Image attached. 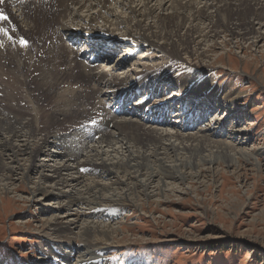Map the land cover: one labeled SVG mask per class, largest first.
Segmentation results:
<instances>
[{
	"label": "rangeland",
	"instance_id": "374dc122",
	"mask_svg": "<svg viewBox=\"0 0 264 264\" xmlns=\"http://www.w3.org/2000/svg\"><path fill=\"white\" fill-rule=\"evenodd\" d=\"M206 5L210 6L211 1L206 3ZM213 9L214 11L217 10L216 8ZM119 13H121V11H119ZM158 13L159 17L157 20L160 21L154 23L156 24L154 28L162 30V16L168 13L162 10V8L159 9ZM122 16L126 17V15ZM249 17L250 16H246V18ZM13 21L16 23L15 27L20 29L21 35L24 36L25 34L22 32L24 26L21 27L20 23L14 18ZM205 21V18H198L197 21H195L194 18H190V20L183 25V34L187 27H204L207 24ZM249 22L252 24L254 23L256 26L255 28L259 29V26L256 25L259 22H254V18L250 19ZM203 23L204 25H202ZM234 24H237V22ZM3 26L6 27V24ZM220 31H223L222 28ZM228 32L229 31L226 30L225 33H221V37H218L219 39L217 38L216 40H213V38L211 39V36L207 34L208 37L206 40L209 36V40L211 39L209 43L203 42V37H198L199 39H196L194 35V38L190 36L192 48L188 50L190 52L192 51L191 56L181 53L182 56L180 55L179 58L178 54L173 52L167 53L163 50L150 53V51L147 52L148 49L145 47L142 48L140 51L141 53H137L133 44L123 47L117 46L116 49L113 50V52H116L113 56L101 52L96 46H91V53H96L98 58H106L108 62L115 61L109 63V68H116L117 63H123L124 68H126L127 71L130 70V75H133L131 77H133L134 80L142 77V75H147L150 71V73L155 76L158 71L166 70L167 65H169L175 70H170L171 74H176L177 77L180 78L185 76L191 77L193 81L188 83V85H190L189 88L191 89L192 86L197 85L198 92L207 93L210 95L209 97L212 96L210 92H214L215 89H217L218 92H222L223 95H232L237 92L241 95L240 98L236 99L228 108H224L220 104L217 106L216 104H205L206 100H202L205 103L203 102L195 106L192 105L193 102H195V104L197 103V101H194L195 99L189 101V109L181 105L178 110L168 106L166 108L170 111L172 110L174 112L173 115L175 113H179L184 117L189 115L188 117L190 120L198 118L197 121L199 123L203 122L201 120L199 121L200 114L207 115L206 118L203 119L204 123H201L202 127L199 129L195 128L197 129L196 132L191 130L186 132L184 127L182 129L184 131L182 133L184 137L190 136L191 134V136L197 135L196 137L203 140L209 139L211 142H217L216 144L227 146L232 151L235 149L250 151L249 154H252L251 158L253 160H251V162L246 160H244V162L241 160L238 161L239 165L244 168L241 171L235 167H229L228 165L222 166L220 162L214 166L215 171L213 169L212 171L209 170V166L205 165L203 168L200 167V170H206L202 178L191 180V182L188 181L187 184L180 183V180L177 178H174L173 181L164 178L167 183H172L169 189L172 190V192H166L168 196H165V192L163 196H157L158 184H152L147 188V192L151 194V197H149L148 194L145 195V198H142L143 201L137 203L139 206L135 204L138 198H136L135 201L130 200L129 190L136 188V193H138V191L145 188V186L142 184H140V186L135 184L138 180H136L133 175L130 176L128 171H122L119 173L120 175H117V178L115 174L110 175L105 172L99 181L96 179L89 181H87L88 179L83 180V175H89L91 171L85 173L84 171L86 170L84 168L72 169V167H74L72 166L73 163L67 162L69 158L62 159L60 157L59 153L62 150H58L57 143L52 139H48L47 142L45 141L47 133H34V127L43 128L40 124V119L44 111L52 113L60 109L61 111L68 112L71 111L72 108H74V110H76V108L81 109L82 107L87 109L89 104L78 105V101H73L76 102V105L72 104L74 95L70 93L75 89L73 85L71 86L70 84L66 89L58 90L53 100L44 96L40 90V85L44 88L43 84L46 80L43 79V76L38 78L40 72L36 71L37 66H31L23 51L19 53V51L14 50L15 55H12L14 57V62L10 59L8 61H10L9 65H15L16 69L13 71L9 66L4 65L7 63L3 62V65H0V80L2 81H0V85L6 82L12 83L13 86V83L17 82L20 93L18 95L20 97H18L20 106L30 113L28 116L23 117L24 119L22 118L21 121L22 123L31 121V126L33 128H18L17 134H14L9 133L8 130H5V127L2 128L0 125V149L4 145V139L8 138L14 141L17 138L16 141L19 143L27 139L31 142L32 147H38L42 149L43 152L42 156H35L32 160L33 162L30 164L26 161L27 157L24 155V157H20L21 161H18V163L11 162L8 158H6L7 161L5 160L3 163H9L11 168L17 166V168H14H16L18 172L11 174L9 179L6 178L4 180L5 191H0V264H264V51L262 50L263 48H261L263 47L264 40L259 41L258 47L255 45L253 47L251 46V42L249 43L248 40H245L246 36L233 38L227 36ZM116 33L122 36L127 34L126 30L116 31ZM25 36L31 37V34ZM203 36H205V33H203ZM16 39V36L11 37L9 43L13 44ZM70 40V36L64 38L65 42H70ZM227 40H229L230 43H226ZM158 42H163L162 46H164V41ZM88 43L87 41L86 45ZM49 44L50 42L47 43V45ZM198 44L203 45L202 50L199 51V54L195 55L196 51L198 52V49L201 47L197 46ZM193 48L196 51H194ZM21 49L25 50V52L28 50V48ZM204 51L209 52L210 56V58L208 56L206 62L201 58L202 56L199 57L200 53ZM36 53V49H32L31 54L29 51L31 56H36ZM83 54L84 53L81 51L77 52L78 59L76 62L85 65ZM146 56L147 58L150 57L149 60L144 59ZM142 58L144 61L142 60L141 65H147L144 66L146 71H144V67H139L140 71H138L137 60ZM69 61H72V70L74 72L77 70L74 64L75 59L71 58ZM61 70L64 71V68H61ZM177 70H182L183 72ZM2 73L3 75H1ZM27 74L31 75L29 76ZM116 74L122 76V72ZM37 78L38 82L36 80L34 81V79ZM151 79L157 84V78L151 77ZM103 80H106V78L104 77ZM210 83L214 84L211 85ZM3 85L5 84L3 83ZM6 86L9 87L8 85ZM93 87H86L83 93L85 98L90 99L91 96L86 93H89L87 91L88 88ZM160 87V90L163 92L158 97L160 101L168 102L172 98L171 102H174L182 95L181 89L175 84L174 80H172L171 83L166 82V84ZM226 89L228 90L224 92ZM6 91L8 90L4 91L3 88L0 92V107H8L10 110L4 114L14 119L17 103H10L12 98L11 96H9L10 98L8 96L6 97ZM77 91H84V88H78L75 92ZM145 92L146 90L143 89L140 94L141 97L135 94L137 96L134 100L143 102L145 98L143 94ZM15 93H18V91ZM86 95H88V97H86ZM65 97H67V99ZM219 97H222L221 94H219ZM93 100L94 97H92L90 102ZM85 102L86 100L81 103L79 102V104H84ZM102 103L104 104L103 107L105 105H115V102L104 101ZM176 103H178V101ZM58 105L60 108L57 109ZM173 105L177 106L175 102L172 106ZM196 108L200 111L194 113L196 112L194 110ZM190 110L191 112H189ZM64 113L60 115L62 116L61 120L66 123L67 119ZM234 114L237 115V118H235L236 116ZM173 115L171 114L169 117ZM149 117L150 119L152 118L151 113H149ZM3 118L5 117L2 116L0 122H2ZM36 118L39 119L38 123L35 121ZM233 118H235V122L232 120ZM158 120L159 122L162 121L161 119ZM158 120L154 119L155 122H158ZM8 122L11 121L8 120ZM84 125L87 124H83L82 127ZM142 125L146 126L148 124L142 123ZM149 126H151V124H149ZM67 128H69V126H67ZM65 129L66 128H64V132L67 134V146L78 154L76 162H80L84 159L81 148V144L84 142L81 140L82 136L77 134L79 131L83 130H79V128L75 129L73 133H69L65 131ZM159 129L168 130L170 133H175L176 131L173 130V128ZM190 129H193V127ZM111 130H113V127H111ZM102 138L104 137L101 135L100 139L102 140ZM83 139L91 145H93L94 142H99V139L93 138L91 134H88V136H85ZM17 144L15 143V145ZM24 144L25 142L20 145ZM95 149H98V145H96ZM119 151H121V149H119ZM114 154L111 155L116 158L120 156H114ZM42 158H47L46 162L42 161ZM35 164H37V166L47 167L45 170H39L37 167L39 171H34L31 167L35 166ZM63 165L65 166L61 167V169H64L62 172L66 173L64 178L66 177L70 180L69 184L67 182V185L64 186L68 187L65 189L63 187L59 188L60 192L54 190L56 193L52 195V198L43 200L40 198V195L34 194V187L43 182L41 181V175L43 173L45 175H51L52 172H50V167L60 168V166ZM221 166L224 170L226 169L225 172H221ZM24 168H29L30 173L27 178L23 180ZM132 177L134 181L131 180ZM119 179L123 181H121V185H116V187L112 185L118 182ZM90 181L106 184L104 186H96L101 190V195L104 187L107 186L108 189L105 191V195H107L108 198L113 197V193L118 195L124 194L128 198L125 200L135 206L125 205L121 202L118 204L117 208H110L111 206L105 205L109 207L96 210L95 214L104 216L103 220L99 221L98 224L101 226L112 225L119 231L116 238L119 242L121 240V245L114 242L115 249L103 251L102 249L105 248L103 245L96 242H89L87 238L91 239L92 235L90 236L87 234L88 236H86L83 233V229L80 228L88 224L85 216L82 215L83 212L74 216L71 209L70 212L58 209L65 204L68 206L81 204L90 207L88 201L92 198L90 197V199L87 200V197H89L88 194H94H90L91 191H94V186L89 188V190L85 188V184ZM138 186L139 188H137ZM111 187L114 188L110 190ZM0 188L4 189L2 186H0ZM46 188L50 191L53 190V188L49 186ZM65 190L68 191V193H66ZM114 190L115 192H113ZM122 190H128V193L123 192L121 194L119 191ZM61 192H63V196L67 200L76 201L74 203L62 201V197H59ZM76 198L81 199L78 200ZM51 200L53 204L57 202L59 205L56 203L52 205L53 208L50 206L47 207ZM109 200H111V198H109ZM80 215L82 216L79 218ZM53 219H58V223L52 225L55 228L50 229L49 227L45 228V226H43L44 222L48 220H52L54 223L55 220ZM68 219L74 221L71 222ZM65 221L68 223H65ZM93 224L96 223L93 222ZM83 237L89 242L90 247L87 246V242H85L86 240L83 239ZM92 240L94 241L93 238ZM81 242H85V244ZM98 257L103 258L98 259ZM83 260H88V262H81Z\"/></svg>",
	"mask_w": 264,
	"mask_h": 264
},
{
	"label": "bare ground",
	"instance_id": "6f19581e",
	"mask_svg": "<svg viewBox=\"0 0 264 264\" xmlns=\"http://www.w3.org/2000/svg\"><path fill=\"white\" fill-rule=\"evenodd\" d=\"M210 1L211 5L207 6L206 3H209ZM0 7L4 8V14L11 15L12 18L20 23L21 27L24 26L22 28L23 34H31V37L27 36L30 39L31 44L27 47L28 50L25 52V50H22L19 46L13 47L8 44L5 33L0 31V65H3V62L7 63L4 65L9 66L14 71L16 66H10V61L8 60L10 59L14 62V57L12 55H15V51H19V53L23 51L24 55L26 54L28 62H30L31 66H37L36 71L40 72L38 78L43 76V79L46 80L43 84L44 88L40 85V90L44 96L53 100L54 95L58 90H64L70 84L71 86L73 85L75 90L78 88H84V91L75 92L74 90L70 93L71 95H74V97L72 96L74 98L72 100V104L76 105V102L73 101H78V105L89 104L87 109L82 107L81 109L76 108V110H74V108H72L71 111L68 112L58 109L60 108L58 105V113L57 111L52 113L49 111L43 112L40 119V124L43 127L42 129L38 127L33 128L30 120L28 123H22L21 121L23 117L28 116L30 113L28 110H24L25 108L22 109L20 106V101L18 100V95L20 93L17 82H14L13 86L12 83L3 82L5 85L1 83V90L3 88L4 91L8 90L6 91V97L11 96L12 100L10 103H17V108L15 109L16 115L14 119H11L4 114L10 109L4 106L0 107V119L2 116L5 117L2 122H0V125L2 128L5 127V130H8L9 133L14 134H17L18 128H33L34 133L37 132V134L47 133L45 141L47 142L48 139H52L57 143L58 150H62L59 153L60 157L62 159L69 158L67 162L73 163L72 166L74 167H72V169L84 168L86 170L84 171L85 173H89V171H91L89 175H83V180L88 179L87 181H89L96 179L99 181L105 172L110 175L115 174L117 178V175H120L119 173L122 171H128L130 176L133 175V177L138 180L135 184L139 186L142 184L145 186V188H142L138 191V193H136V188H132V191L129 190L130 200L135 201V199L138 198L137 202H135V204H137L140 203V201H143L142 198H145V195L148 194V196L151 197V194L147 192V188L155 183L158 184L156 195L163 196V193L165 192V196H168L166 192H172V190H169L171 187L170 184L172 183H167L164 178H168L172 181L174 178H177L180 180V183L187 184L188 181L191 182V180L202 178V176L206 173V170H200V167L203 168L205 165L209 166V170L212 171L213 169L215 171L214 166L220 162L222 166L228 165L229 167H235L241 171L244 168L239 165L238 161L241 160L244 162V160H246L251 162V160H253L251 158L252 154H249L250 151L248 152L236 149L232 151L227 146L216 144L217 142H211L209 139L203 140L196 137L197 135L191 136V134L190 136L184 137L182 134L184 132L182 130L184 127L186 132L189 130L196 132L197 129L195 128L199 129L202 127L201 123H204L203 119H205L207 115L205 116V114H200L199 121L201 120L203 122L199 123L197 121L198 118L190 120L188 117L189 115L186 116L187 118L181 116L179 113H175L173 115L174 112L166 108L168 106L178 110L181 105L189 109V101L194 99L197 103L195 104V102H193L192 105L195 106L203 103L204 101L202 100H206V103L204 102L205 104H216V106L220 104L224 108H228L231 106L230 104H233L236 99L240 98L241 95L239 92L232 95H223L222 92H218L217 89H215L214 92H210L212 96L209 97L210 95L207 93L198 92L197 85L192 86L191 89L189 88L190 85H188V83L193 81L191 77L185 76L180 78L177 77L176 74H171L170 70L174 69H172L169 65H167L166 70L158 71L155 76H153L150 71L147 75H142V77L134 80V78L131 77L133 75H130V70L127 71L126 68H124L123 63H117L116 68H109V63H113L115 61L113 60L108 62L106 58H98L96 53H91V46H96L98 50H101V52H105L106 54L113 56V54L116 53L113 52V50H115L117 46L123 47L133 44L137 53L145 47L148 49L147 52L150 51V53H155V51L160 52L163 50L167 53H176L179 58L181 53L191 56L192 51L190 52L188 50L189 48H192L190 36L193 37L194 35L196 39L198 37H203V42L209 43L212 38L213 40H216L218 37L220 38V34L225 33L227 30L229 31L227 36L233 38L246 36L245 40H248L249 43L251 42V46L254 47L255 45L258 47L259 41L264 40V0H50L48 3L40 1L39 3H31V6L26 4L24 6L17 7H14L13 4L11 5V3L7 1L4 4L0 2ZM161 8L168 14L163 13L164 15L161 20L163 29L158 30L154 28V25H156L154 23H158L160 21H158L157 18L159 17L158 12ZM213 8H216L217 10L214 11ZM119 11H121V13H119ZM122 15H126V17H123ZM246 16L250 17L246 18ZM190 18H194L195 21H197L198 18H205V22H207V24L204 27H187L184 31L185 33L183 34V25H185ZM253 18L254 22H259L256 24L259 26V29L255 28L256 26L254 23L253 26V24L249 22L250 19ZM235 22H237V24H234ZM204 23L202 25H204ZM0 26H2L1 22ZM221 28L223 31H220ZM125 30L127 33L125 36L116 33V31ZM203 33H205V36H203ZM207 34L211 36L210 40V36L206 40L208 37ZM25 35L24 37H26ZM69 36L71 38L70 42H65L64 38ZM87 41L89 43L86 45ZM158 41H164V46H162L163 42L160 43ZM49 42L50 44L47 45ZM57 42H60V44ZM226 43H230V41L227 40ZM197 46L201 47L198 49V52L193 48V50L196 51L195 55L199 54L203 45L198 44ZM261 48H263L262 50L264 51V43ZM32 49H36V56L30 55ZM78 51L84 53L85 65L76 62L78 59ZM208 56L209 52L205 51L201 52L199 55V57H201L205 62L208 59ZM71 58L75 59L74 64L77 70L74 72L72 70V61H69ZM149 58L150 57L147 58V56L144 57L145 60H149ZM144 59L142 58L138 59V62L136 61L138 63V71H140V68L147 66L146 64L141 65L142 60L144 61ZM61 68H64V71L61 70ZM144 71H146L145 67ZM177 71L183 72L182 70ZM118 72H122V76L116 74ZM1 75H3V73ZM104 77L106 80H103ZM151 77H154L155 79L157 78V84L152 81ZM38 78L34 79V81L36 80L38 82ZM172 80H174L175 84L182 91V95L178 98V100L174 101L177 106H172L174 103L171 102L172 98L168 102L160 101L158 98L159 95L163 93L160 90V86L166 84V82L171 83ZM210 84L213 85L214 83ZM86 87H93L88 88L87 91L89 93H86L91 96L90 99L83 96ZM143 89L146 90L143 94L145 97L143 102L135 101L134 99L137 96L135 94H138L141 97L140 94ZM227 90L228 89L224 92ZM16 91H18V93H15ZM219 94H221L222 97H219ZM86 97H88V95H86ZM92 97H94V100L90 102ZM65 98L67 99V97ZM84 100H86L84 104H79V102L81 103ZM104 101L115 102V105H105L103 107L104 104L102 102ZM177 101L178 103H176ZM194 110L196 111L194 113L200 111L198 108ZM189 112H191V110ZM61 113L65 114L67 119L66 123L61 120ZM149 113H151V119L149 117ZM171 114L173 116L169 117ZM234 115L236 116L235 118H237V115ZM235 118L232 119L234 122L236 121ZM94 119H100L96 123L99 127L91 128L87 133L79 131L77 134L82 136L81 140L84 142L81 144L84 159L80 162H76L78 154L73 152V150L67 146V134L64 132V128H66L65 131L73 133L75 129L80 128L79 130H82L81 127L83 124H87ZM154 119H161L162 121L159 122L158 120V122H155ZM8 120L11 122H8ZM38 120V118L35 119L37 123ZM142 123H146L148 125L145 126L142 125ZM149 124H151V126H149ZM67 126H69V128H67ZM100 127H102V130ZM111 127H113V130H111ZM191 127H193V129H190ZM159 128H173V130L176 131L175 133H170L168 130ZM93 133L95 134L93 138L97 137L99 139V142H94V146L87 143V141L83 139L85 136H88V134L92 135ZM101 135L104 137L102 140L100 139ZM16 140L17 138L14 141L9 140L8 138L4 139V145L0 149V186L4 188H0L1 192L5 191L4 180L6 178L9 179L11 174L18 172L16 169L17 166H14L16 168H11L9 163L3 164L6 158L11 160V162L18 163V161H21V156H26V161L30 164L33 162L32 160L35 156H42L43 150L38 147H32L31 142L27 139L23 141L25 142L24 145H20L23 142L19 143ZM15 143L18 144L15 145ZM96 145H98V149H95ZM119 149H121V151H119ZM111 154H114V156H120L116 158ZM42 159V161L46 162L47 158ZM64 166L65 165L60 166V168L50 167V172H52L51 175H45L43 173L41 175V181L43 182L42 184L34 187V194L40 195V198L43 200L52 198V195H54L56 191L60 192L59 188L63 187L65 189L68 187L64 186L67 185V182L69 184L70 181L66 177L64 178L66 173L62 172L64 169H61V167ZM37 167L39 170H45L47 166H37V164H35V166L31 167V169L39 171ZM24 170L25 171L22 176L23 180L24 178L26 179L30 173L29 168H24ZM225 170L222 167L221 172H225ZM133 177L131 180L134 179ZM121 181L122 180L119 179L118 182L113 183L112 185L115 187L116 185L119 186L123 182ZM85 185L86 190H89V188L94 186V191L90 192V194H94H88V199L84 197L87 200H89L90 197L92 198L88 201L90 207L83 206L81 204V206L77 204L73 206L70 204V206L61 204L62 207L59 206L60 208L58 209H63L66 212H70L71 209L74 216L83 212L82 215L85 216L88 224L83 226L84 228H80L83 229V233L86 236L92 235L94 241L92 238H87L89 242H96L103 245V247H105L104 249L101 248L103 251L115 249L114 242L119 244L121 243V240L119 242L116 238L119 231L112 225L101 226L98 224L99 221L103 220L104 216L95 214L96 210L109 206H111L110 208H117L118 204L121 202L125 205H134L125 200L128 198L124 194L118 195L113 193V197H109L111 198V200H109L108 196L105 195V191L108 189L107 186L104 187L102 196L100 194L101 190L96 186H104L106 185L105 183L90 181ZM47 186L53 188V190L50 191L46 188ZM139 186L137 188H139ZM113 188L114 187H111L110 190ZM65 192L68 193L66 190ZM113 192H115V190ZM119 192L121 194L123 192L128 193V190H122ZM59 197H62L61 200L67 201L68 203H74L76 201L64 198L63 192L59 194ZM76 199L80 200L81 198ZM54 204L51 200L47 207H52ZM137 205L139 206V204ZM82 215H80L79 218ZM53 220H55L54 223L52 220L45 221L43 226H45V228L49 227L50 229L55 228L52 225L58 223V219ZM70 221L72 222L74 220ZM93 222L96 224H93ZM65 223L68 222L65 221ZM83 239H85V237H83ZM85 242H87V246L90 247L89 242L87 240ZM85 242L81 243L85 244ZM102 258L98 257V259ZM85 261L88 262V260H83L81 262Z\"/></svg>",
	"mask_w": 264,
	"mask_h": 264
},
{
	"label": "snow or ice",
	"instance_id": "6c2138e0",
	"mask_svg": "<svg viewBox=\"0 0 264 264\" xmlns=\"http://www.w3.org/2000/svg\"><path fill=\"white\" fill-rule=\"evenodd\" d=\"M0 2H3V0H0ZM0 19L7 21L9 19V16L4 15L3 13H0ZM25 44H26V42H25Z\"/></svg>",
	"mask_w": 264,
	"mask_h": 264
}]
</instances>
